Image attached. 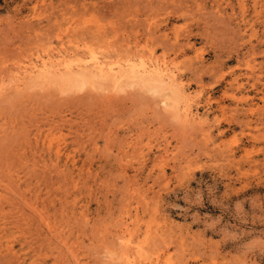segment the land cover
<instances>
[{
	"label": "rangeland",
	"instance_id": "rangeland-1",
	"mask_svg": "<svg viewBox=\"0 0 264 264\" xmlns=\"http://www.w3.org/2000/svg\"><path fill=\"white\" fill-rule=\"evenodd\" d=\"M0 264H264V0H0Z\"/></svg>",
	"mask_w": 264,
	"mask_h": 264
},
{
	"label": "bare ground",
	"instance_id": "bare-ground-1",
	"mask_svg": "<svg viewBox=\"0 0 264 264\" xmlns=\"http://www.w3.org/2000/svg\"><path fill=\"white\" fill-rule=\"evenodd\" d=\"M91 58H90V60H89V62H90V64H89V68H91V72L92 73H95V74H97V75H100V77H108L109 75L111 76V77H113V79H115V77L118 75V73L122 70V67H120V66H118V68L116 69V68H114V67H112V66H110V65H108L106 62H104V61H100L98 58H96L95 56H93V55H91L90 56ZM62 59V58H61ZM65 59V58H64ZM88 59V58H87ZM53 60V59H52ZM59 60V59H58ZM68 60V59H67ZM64 61V60H63ZM54 62V61H53ZM64 62H66L67 63V61H64ZM70 62H71V60H70ZM80 62L81 61H79V63L78 64H80ZM88 62V63H89ZM69 63V62H68ZM67 63V64H68ZM87 63V64H88ZM145 63V62H144ZM143 62H141V63H137V65H131V73H132V75L134 76H132L133 78H134V80H133V78H132V82H134V81H136L138 78V76L140 75V76H143V78L145 79V78H148V79H145L146 80V82H147V80L149 81V79H150V77L151 76H155V77H157L156 79H157V82L155 81V80H153L152 79V83L151 84H155L156 85V83L158 84V83H160V84H163V83H167V82H165L166 81V78H168V79H170V80H173V76L172 75H170L168 72H167V70H165V69H161L160 68V66H158V65H152V66H147L146 64H144ZM70 64V63H69ZM76 64V63H75ZM83 64V63H82ZM81 64V70H82V68H85V67H87L88 65H86V64H83L82 65ZM154 64V63H153ZM62 62L60 61L58 64H55V63H51V64H49V63H47V62H43L42 64H41V66L39 65H37V66H35L34 67V70L35 71H39V72H37V73H41V74H47V73H50V70L51 69H53L54 71H58L59 70V68L60 67H62ZM65 65V64H64ZM162 65V64H161ZM71 66V65H70ZM130 66V65H129ZM65 67V66H64ZM73 67V66H72ZM162 67V66H161ZM166 67V66H165ZM164 67V68H165ZM124 68V67H123ZM32 69V68H31ZM64 69H66V72L68 73V74H73V72H74V70L71 68V67H66V68H64ZM78 69H79V67H78ZM128 69V68H127ZM34 70L32 71V73L34 74ZM125 70V69H124ZM170 70H171V68H170ZM31 71V70H30ZM63 71V70H62ZM61 71V72H62ZM88 71H90V70H88ZM81 72H84V71H81ZM124 72V71H123ZM122 72V73H123ZM127 72H124V74H126ZM173 73V72H172ZM171 73V74H172ZM66 74V73H65ZM71 74V75H72ZM75 74V73H74ZM77 74V73H76ZM76 74H75V76H76ZM83 73H79V75H82ZM84 74H85V72H84ZM83 74V75H84ZM86 74H88V73H86ZM85 74V76H88V75H90V74H88V75H86ZM168 74V75H167ZM174 74V73H173ZM60 75V74H59ZM62 75V74H61ZM96 75V76H97ZM37 76V75H36ZM54 76V75H53ZM58 76V75H57ZM131 76V75H130ZM139 76V77H140ZM147 76V77H146ZM16 77V76H15ZM83 78H84V76H82ZM92 77H95V75H93ZM100 77H97V79H101ZM122 77V76H121ZM125 77V76H124ZM137 79H136V78ZM32 78V77H31ZM39 78V77H38ZM86 78V77H85ZM96 78V77H95ZM143 78H141V79H143ZM152 78V77H151ZM65 79V78H64ZM72 79V78H71ZM87 79V78H86ZM105 79V78H104ZM111 79V78H110ZM117 79V78H116ZM120 79V78H119ZM123 79V78H122ZM122 79H120V80H122ZM125 79H128V77H127V75H126V78ZM136 79V80H135ZM140 79V78H139ZM138 79V80H139ZM62 80V79H61ZM76 80V79H75ZM90 80V79H89ZM103 80V79H102ZM109 81H112V80H109ZM115 81V80H114ZM139 82H143L144 83V81H139ZM145 82V83H146ZM155 82V83H154ZM117 83V82H116ZM151 84H150V86H151ZM146 85H148V83L146 84ZM167 85V84H166ZM166 85H165V87H166ZM154 86V85H153ZM168 86V85H167ZM155 87V86H154ZM164 87V88H165ZM156 88V87H155ZM159 88V87H158ZM163 88V90L165 91V89L167 88H165L164 89ZM151 89V88H150ZM181 91H183V89L181 90ZM173 92V91H172ZM176 93V92H175ZM166 95V94H165ZM171 95V94H170ZM171 98V97H170ZM164 100H167V102H168V98L167 99H164ZM167 102H166V105L168 106L169 104H167ZM164 104H165V102H164ZM172 107V106H171ZM190 113V112H189ZM192 114V113H191ZM189 117V116H188ZM196 119V118H195ZM195 121V120H194ZM128 262V261H127Z\"/></svg>",
	"mask_w": 264,
	"mask_h": 264
}]
</instances>
